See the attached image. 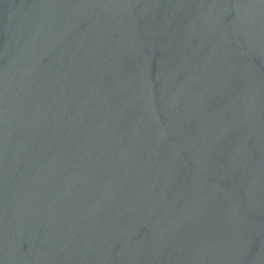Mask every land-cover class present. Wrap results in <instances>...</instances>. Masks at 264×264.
<instances>
[{"label": "water", "instance_id": "95a60500", "mask_svg": "<svg viewBox=\"0 0 264 264\" xmlns=\"http://www.w3.org/2000/svg\"><path fill=\"white\" fill-rule=\"evenodd\" d=\"M0 264H264V0H0Z\"/></svg>", "mask_w": 264, "mask_h": 264}]
</instances>
